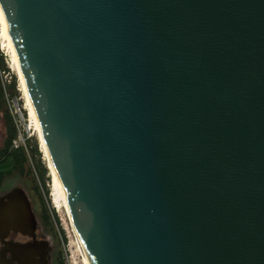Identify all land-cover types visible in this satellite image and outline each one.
Wrapping results in <instances>:
<instances>
[{
  "label": "water",
  "instance_id": "95a60500",
  "mask_svg": "<svg viewBox=\"0 0 264 264\" xmlns=\"http://www.w3.org/2000/svg\"><path fill=\"white\" fill-rule=\"evenodd\" d=\"M0 8L89 264H264V0Z\"/></svg>",
  "mask_w": 264,
  "mask_h": 264
},
{
  "label": "rangeland",
  "instance_id": "374dc122",
  "mask_svg": "<svg viewBox=\"0 0 264 264\" xmlns=\"http://www.w3.org/2000/svg\"><path fill=\"white\" fill-rule=\"evenodd\" d=\"M8 49L0 26V148L3 147L6 139V112L12 116L20 129H18L17 135L19 133L26 137L22 128V123L25 122L26 126L30 123L31 136L25 140L28 151L26 152L27 162L24 165L23 174L14 171L6 177L0 185V195L14 187H20L25 191L37 219L36 233L49 244L48 264H84L70 221L63 207L59 206L54 198L52 175L41 149L37 131L25 106L23 88ZM35 144H37L39 154L33 156L30 147ZM35 166L41 168L40 171L43 172L47 192L46 190L44 192L42 185L40 194L34 189Z\"/></svg>",
  "mask_w": 264,
  "mask_h": 264
},
{
  "label": "bare ground",
  "instance_id": "6f19581e",
  "mask_svg": "<svg viewBox=\"0 0 264 264\" xmlns=\"http://www.w3.org/2000/svg\"><path fill=\"white\" fill-rule=\"evenodd\" d=\"M0 26L2 28V36H3V38L6 41V45L9 48L8 50H10L14 65L16 67V70H17V73H18V76H19V80H20L21 86L23 88L25 101H26V105L25 106L27 107V109L29 111L30 118H31V120H32V122L34 124V127H35L36 131H37L41 149H42V151L44 153V157L46 159L47 166H48V168L50 170V173L52 175V181H53L52 188H53L54 198L56 200V203L59 206L61 205L63 207V209L65 210V213H66V215H67V217H68V219L70 221V224H71L72 229H73V234L75 236L76 243L78 245L80 254L82 256L83 263L84 264H89L88 260H87V257L85 255L82 243H81V239H80L78 230L76 228V225H75L73 217L71 215V212H70L66 197L64 195L62 186L60 184V181H59V179L57 177V174H56V171L54 169V166H53V163H52V160H51V157H50V153H49L48 147L46 145V141L44 139L42 130H41L40 125H39L37 114H36L35 109H34V107L32 105V102L30 100V97H29V94H28V91H27V87H26V84H25L23 76H22V71H21V68H20V65H19V62H18V59H17V55H16V52H15V49H14V45H13L10 33H9L8 29H7L6 23L4 21V17H3V14H2L1 8H0Z\"/></svg>",
  "mask_w": 264,
  "mask_h": 264
},
{
  "label": "flooded vegetation",
  "instance_id": "af4514ba",
  "mask_svg": "<svg viewBox=\"0 0 264 264\" xmlns=\"http://www.w3.org/2000/svg\"><path fill=\"white\" fill-rule=\"evenodd\" d=\"M36 230L33 235L27 231L7 229L0 236V264H41V244L45 239L38 236Z\"/></svg>",
  "mask_w": 264,
  "mask_h": 264
},
{
  "label": "trees",
  "instance_id": "16d2710c",
  "mask_svg": "<svg viewBox=\"0 0 264 264\" xmlns=\"http://www.w3.org/2000/svg\"><path fill=\"white\" fill-rule=\"evenodd\" d=\"M5 123H6V139L2 148H0V185L4 181V179L10 176L14 171H18L23 174L24 165L27 162V154L28 148L26 146H13V140L17 137L18 128L16 123L14 122L12 116L6 112L5 113ZM30 151L33 156L38 153L37 144L30 147ZM41 168L35 166V174L33 177L34 180V189L36 192L40 194V186L42 185L43 190L47 192V188L45 187L43 172L40 171ZM45 170V167H44ZM38 171L40 172L38 174Z\"/></svg>",
  "mask_w": 264,
  "mask_h": 264
},
{
  "label": "built area",
  "instance_id": "2783aa9c",
  "mask_svg": "<svg viewBox=\"0 0 264 264\" xmlns=\"http://www.w3.org/2000/svg\"><path fill=\"white\" fill-rule=\"evenodd\" d=\"M19 114H21L20 111H19ZM22 126H23L22 128H23L24 132L26 133V137H23L21 134L18 133L17 137L13 140V146L14 147H18V146H21L22 145V146H24L26 148L25 140L31 136V133H30V130H31L30 123L26 126L25 125V122H24V123H22ZM17 128L19 129V127H17Z\"/></svg>",
  "mask_w": 264,
  "mask_h": 264
}]
</instances>
